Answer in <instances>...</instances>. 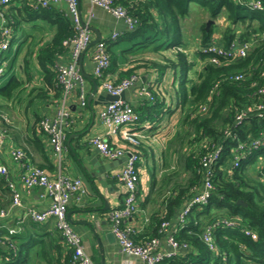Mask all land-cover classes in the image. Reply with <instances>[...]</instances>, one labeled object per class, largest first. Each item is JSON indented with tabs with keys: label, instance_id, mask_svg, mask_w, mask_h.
Wrapping results in <instances>:
<instances>
[{
	"label": "trees",
	"instance_id": "1",
	"mask_svg": "<svg viewBox=\"0 0 264 264\" xmlns=\"http://www.w3.org/2000/svg\"><path fill=\"white\" fill-rule=\"evenodd\" d=\"M112 1L136 20L134 30L123 31L118 39L152 34L151 37H144L142 43L162 40L159 48H174L175 62L172 66L177 68L183 78L179 84V104L184 110L182 130L176 132L169 146L175 155V163L168 166L157 188L156 176L151 177L150 195L160 197L162 211L149 218L146 229L131 234L132 241L136 245H143L152 239L163 240L165 236L160 232V227L163 222H169L173 228H177L175 241L179 245H186V249L159 264H264V147L253 148L251 145L260 139L264 131V104L261 111L255 108L262 102L258 90L264 85V0H253L260 3L261 7L257 10L250 9L251 0ZM192 3L197 4L202 14L207 15L212 22L222 16L226 22L225 27L221 28L215 24L207 27L206 23L201 26L199 48L195 52L201 62L200 70L193 68L195 63L188 58L187 47H183L182 42L181 23L189 16ZM21 8L31 19L51 20L56 25L51 42L38 50L36 58L43 72L44 92L50 93L51 88L57 103L61 86L54 64L66 48L62 45L63 41L74 35L72 22L53 8L34 9L29 3L22 4ZM8 10L7 15L3 14L6 22L4 26L12 33L17 25V17ZM216 33L218 36L214 39ZM235 40L252 43L246 57L222 60L216 66L210 63L212 55L203 52L213 41L228 47ZM112 42L106 40L110 56L106 75L116 62L109 50ZM10 44L11 41L9 47ZM192 72L196 76L194 81L188 79ZM126 75V78L137 76L131 73ZM240 75L242 78L234 79ZM188 83H191L189 87ZM20 85L12 75L6 85L0 87V94L10 99ZM147 89L153 97L151 106L147 108H156V112L161 105L157 99V88L148 85ZM46 99H50V95ZM202 107H206V113H198ZM134 110L140 116V111ZM240 113H244L245 117L237 121L236 116ZM2 116L8 117L0 113V124H10L5 123ZM40 119L41 116L36 118L35 127L42 134L38 127ZM141 145L142 141L134 147L139 157ZM238 145L242 148L238 149ZM215 150H219V154L218 160L209 168L213 190L208 202L205 205H193L184 223L177 225L178 213L203 189L206 169L202 166V157ZM238 158L239 162L234 166ZM218 217L234 220L237 227L229 229L216 225ZM209 226L212 228L213 250L208 248L202 237ZM243 228L254 232L256 239L243 234ZM11 239L9 236L3 243L13 251L15 241L13 243ZM24 246L27 253L24 252L22 256L21 249ZM35 246L38 247L34 254L38 264H70L68 249L62 259L59 256L56 258L50 256V241H37L35 238L28 244L18 245L16 253L5 251L0 252V256L3 254L4 258H8L5 264H25L30 249ZM55 250L58 252L59 248Z\"/></svg>",
	"mask_w": 264,
	"mask_h": 264
},
{
	"label": "crops",
	"instance_id": "2",
	"mask_svg": "<svg viewBox=\"0 0 264 264\" xmlns=\"http://www.w3.org/2000/svg\"><path fill=\"white\" fill-rule=\"evenodd\" d=\"M78 2L82 22L90 31L91 42L97 37L105 40L114 32L124 31L121 21L114 19L100 8H91L89 0H78ZM27 3L32 4L31 1H14L7 8H0L1 14L7 15L9 9L8 12L17 17V25L10 38L11 44L6 51L11 49L12 42H17L10 66L7 56L5 54L2 56L7 68H11V74L21 83L13 96L4 103L5 108H2L0 101V113L10 118V124L6 126L3 125L4 123L1 124L7 132L0 154L2 162L8 169L7 180L14 184L21 201L20 206L13 207L12 193L5 185L6 180H0V209L5 212V216L0 219V237L8 238L10 229L16 231L14 235H11L12 242L15 241L13 251L4 246V243H0V252L16 253L18 245L28 244L33 238L37 241H50V256L56 258L59 256L62 259L67 252L53 220L36 224L26 215L27 208L37 211L45 209L50 198L41 197V188H23L19 177L20 168L11 160L9 153L12 148H20L24 150L28 162L37 167L42 166L50 179L64 175L79 178L82 181L87 194L79 203L74 201L69 203L67 215L85 252L94 264H141L134 257L121 253L110 231L108 214L120 207L123 200V191L115 176L122 168L124 160L122 158L105 159L88 143L90 137L104 133L98 113L109 102L105 98L107 93L99 87L98 80L93 76L91 54L95 45L87 48L78 62V68L84 77L86 105L84 107L79 105L77 92L73 90L67 101L72 123L66 130V151L61 158H56L52 154L48 138L35 127L38 116H52L55 110L54 91L50 88V93L44 92L46 87L43 72L38 66L36 54L40 48H44L51 42L56 32V25L51 20L29 18L21 8L22 4ZM11 8H13L12 11H10ZM53 9L62 14L65 13L63 4ZM197 12L202 23V19L207 15L202 14L200 10ZM186 20L188 17L181 23L183 47H187L188 58L195 63L193 68L200 70L201 62L195 56L199 47V38L197 35L193 37L194 48L191 50L188 45L189 38L183 31ZM5 23L4 16L3 18L0 16V26ZM205 23L209 27L212 21L208 18ZM151 36L152 34H147L132 39L113 41L109 50L116 62L107 75L113 82L125 79L126 74L129 73L138 77L137 81L124 91L122 100L140 111L139 124L121 129L116 136L107 139L111 147L123 149L128 147L124 138L126 132L135 130L141 137L142 145L138 161V210L127 221L128 225L138 229H146L149 218L162 211L160 197L150 195L151 177L156 176L157 188L168 166L174 165L175 155L171 153L169 146L176 132L182 130L181 123L184 118V110L179 104V84L183 78L177 68L172 66L175 62V50L159 48L162 40L142 43L144 37ZM70 57L71 47H66L55 62L67 64ZM188 79L194 81L195 74L190 73ZM148 85L157 88V99L161 105L156 112V108L154 110L147 108L151 106V102L149 103L141 94V89ZM190 85L191 83H188L187 87ZM94 89L96 92L93 95ZM47 95H50V99H46ZM225 220L227 217H218L216 223ZM57 247L58 252L55 250ZM37 248L35 246L30 249L25 264H38L34 255ZM25 249L26 246L21 249L22 256L24 252L27 253ZM160 250L163 252L169 250L164 240L160 241ZM52 251L54 253H51ZM3 256V254L0 256L1 264H5L6 261Z\"/></svg>",
	"mask_w": 264,
	"mask_h": 264
},
{
	"label": "built area",
	"instance_id": "3",
	"mask_svg": "<svg viewBox=\"0 0 264 264\" xmlns=\"http://www.w3.org/2000/svg\"><path fill=\"white\" fill-rule=\"evenodd\" d=\"M28 2L31 1L34 9L37 8H53L63 4L65 6L64 15L70 18L74 35L63 41L64 47H71V57L67 64L55 62L54 70L57 73V81L61 86V96L55 105V110L52 116L41 117L38 127L40 131L48 138L52 148V154L56 158H61L66 151V130L70 127L72 120L68 110V98L73 90L77 92L79 105H86V93L84 91V77L78 68V62L81 54L88 48L91 42L90 31L82 22L78 0H0V8H7L12 2ZM91 8L97 7L105 11L114 19L119 20L124 25V31H132L135 28L136 20L129 16L126 10L113 3L112 0H89ZM250 9H260L258 1L251 0L249 2ZM3 18V14L0 13ZM5 25V24H4ZM4 25L0 26V37L3 39L0 42V77L3 76L7 64L3 59L2 54L9 48V41L12 33ZM122 35V32H114L108 38L109 41H115ZM217 39V36H214ZM106 40H100L94 47L91 54V62L93 65V76L99 82V87L107 94L118 97L116 100L107 102L99 111L98 119L104 128L103 134H98L90 137L88 143L94 148L103 158L109 160H117L125 158L123 166L116 174L115 178L123 191V200L120 207L112 210L108 214L110 222V231L119 245L121 253L127 256H132L141 264H159L164 259L173 258L186 249V245H179L174 234L177 228H173L169 222H163L160 227V232L165 236L163 239L169 250L163 252L160 250V240L152 239L143 244L136 245L131 234L141 231L142 229L128 225L127 221L135 215L138 210V183L139 170L137 163L139 154L134 147L141 142V137L132 130L130 133L124 134L125 142L128 147L114 148L108 143V138L116 136L121 129L126 127L137 126L140 122V116L134 108L125 103L119 98L126 89L131 87L138 79L137 76H131L126 79L113 82L108 79L106 71L110 64V56L107 52ZM252 47L251 42H240L235 40L228 47L221 46L213 41L208 47L203 49V52L212 55L210 63L218 66L222 60H236L247 56ZM242 76H235L238 80ZM148 86L141 89V94L148 100L152 101L153 97ZM262 102L256 106L257 111L263 109L264 104V85L258 90ZM198 113H206V107H202ZM245 114L240 113L236 116L237 121H242ZM5 123H10L6 116H2ZM7 130L0 124V150L3 146ZM253 148L264 147V131L261 132L259 140L251 143ZM242 146L238 145V149ZM215 150L202 157V166L206 169L204 185L202 191L196 195L187 206L182 209L177 215V225H182L185 217L193 205H205L208 202L210 192L213 190L211 184V174L209 168L218 160V152ZM11 160L20 168V181L25 189L41 188V197H49L50 201L47 207L37 211L32 208L26 209V215L36 224H43L50 220L54 221L56 231L61 235L63 244L69 250L71 261L70 264H94L89 255L85 252L79 236L73 230L68 217L67 209L71 201L79 203L86 196V189L79 178L58 175L55 179H50L47 172L35 165H32L26 159L24 150L20 148H12L10 150ZM238 158L234 166L239 162ZM8 169L2 162L0 154V180H6L7 186L12 193V206L21 205L20 194L14 184L7 180ZM5 216L3 209H0V219ZM225 228L234 229L237 223L234 220H225L216 223ZM245 235H250L252 239H256V234L246 228L241 229ZM16 231L10 229L8 234L14 235ZM203 240L210 250L214 249L212 239V228L207 227L203 233ZM4 242V238L0 237V243ZM7 261L8 258L5 257Z\"/></svg>",
	"mask_w": 264,
	"mask_h": 264
},
{
	"label": "rangeland",
	"instance_id": "4",
	"mask_svg": "<svg viewBox=\"0 0 264 264\" xmlns=\"http://www.w3.org/2000/svg\"><path fill=\"white\" fill-rule=\"evenodd\" d=\"M199 10H200L199 6L195 5V3H192L190 5L188 20H186L187 23L184 25V28H183L185 35L189 38L190 42L188 45H190L189 47L191 50H193V48H194L193 37H195L197 35L199 38V36L201 35V29L200 28L206 22V19H208V16L206 18H203L202 19L203 22L201 23V19H200L199 15H197L199 13L197 11H199ZM194 14H196V15H194ZM214 24L219 28L225 27L226 22H225L224 17L222 16L219 20L212 22L210 24V26H213ZM216 35L218 36V33H216L214 36H216ZM16 43H17L16 41L12 42L11 49L8 52L3 53V54H5V56H7L6 58H8V60H9V66H10V63L12 62L11 56L14 53L13 51L16 48ZM11 75H12L11 74V68L8 67L5 70L2 78L0 79V87L1 88L6 85V83L10 79ZM0 101H1L2 108H5L4 103L7 101V98L0 94ZM0 264H1V262H0Z\"/></svg>",
	"mask_w": 264,
	"mask_h": 264
},
{
	"label": "water",
	"instance_id": "5",
	"mask_svg": "<svg viewBox=\"0 0 264 264\" xmlns=\"http://www.w3.org/2000/svg\"><path fill=\"white\" fill-rule=\"evenodd\" d=\"M87 28H88V27H87ZM88 29H89V28H88ZM99 41H100V38L97 37V39H96L95 41H93V42H91V43L89 44L88 48H89L90 46H92V45H96ZM95 92H96V89H94V91H93V95L95 94ZM122 96H123V94L120 95L119 98L122 99ZM105 98H106L108 101H113V100H116L118 97H113V96L107 94V95L105 96ZM122 160H125V158H122ZM238 203H240V202H238ZM67 217H68V215H67ZM68 220H69V219H68ZM111 236H112V235H111Z\"/></svg>",
	"mask_w": 264,
	"mask_h": 264
},
{
	"label": "bare ground",
	"instance_id": "6",
	"mask_svg": "<svg viewBox=\"0 0 264 264\" xmlns=\"http://www.w3.org/2000/svg\"><path fill=\"white\" fill-rule=\"evenodd\" d=\"M125 32V31H124ZM199 46V45H198Z\"/></svg>",
	"mask_w": 264,
	"mask_h": 264
}]
</instances>
